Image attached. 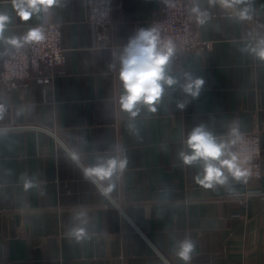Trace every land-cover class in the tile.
<instances>
[{
	"label": "crops",
	"instance_id": "crops-1",
	"mask_svg": "<svg viewBox=\"0 0 264 264\" xmlns=\"http://www.w3.org/2000/svg\"><path fill=\"white\" fill-rule=\"evenodd\" d=\"M196 3L208 12L196 28L214 46L183 54L172 71L202 78L199 97L180 110L175 101L183 94L166 96L155 112L142 108L130 130L118 103V65H110L136 30L151 27L159 0H114L112 49L94 45L86 0H60L27 21L13 0H0L10 17L4 36L59 22L68 56L48 87L0 83V264H184L174 241L185 238L195 244L190 264H264V197L241 203L238 196L264 192V178L209 188L177 157L203 123L217 136L233 124L241 133L259 130L264 158V60L248 51L264 37V0L237 6L250 8L247 19L210 0ZM12 49L0 42V66ZM62 144L85 163L123 150L128 163L108 196L67 160ZM79 212L88 223L87 236L77 240L68 233Z\"/></svg>",
	"mask_w": 264,
	"mask_h": 264
},
{
	"label": "clouds",
	"instance_id": "clouds-1",
	"mask_svg": "<svg viewBox=\"0 0 264 264\" xmlns=\"http://www.w3.org/2000/svg\"><path fill=\"white\" fill-rule=\"evenodd\" d=\"M168 2L171 3V0ZM210 3L233 10L240 19L249 18V7L237 8L238 5L246 4V0H210ZM59 4L60 0H13V8L24 21L41 13L49 14L53 6ZM191 12L201 24L208 19V12L202 10L198 3H194ZM9 22L8 13L0 12V42L6 45L20 48L46 38L43 27L30 28L21 37H6L4 32ZM248 51L264 60V37L257 39ZM176 56V45L171 40L164 39L157 27L136 30L115 54L116 63L110 65V68L115 70L118 65L121 85L118 103L120 110L130 118V130H135L134 121L142 108L155 112L166 96L175 92L182 93L183 99L175 101L180 110L199 97L204 80L189 72L174 74L172 64ZM61 146L67 160L81 171L84 179L102 196H108L112 192L115 182L128 163L126 154L119 147L98 154L94 162L85 163L81 153L75 148L63 144ZM251 152L238 125H230L226 134L217 136L202 123L187 134L177 157L183 165L197 169L194 179L198 184L211 188L217 185L227 186L232 180L246 181L250 174ZM25 184L26 187L32 186L27 180ZM75 220L78 223L69 230L68 235L77 240L85 238L88 223L86 213H77ZM174 250L184 264H190L195 244L188 238L176 240Z\"/></svg>",
	"mask_w": 264,
	"mask_h": 264
},
{
	"label": "built area",
	"instance_id": "built-area-1",
	"mask_svg": "<svg viewBox=\"0 0 264 264\" xmlns=\"http://www.w3.org/2000/svg\"><path fill=\"white\" fill-rule=\"evenodd\" d=\"M197 0H159V11L151 18L150 26L157 27L161 36L171 40L177 48L172 67L185 53L203 52L212 49L213 41L204 39L196 26L201 24L191 12ZM88 23L94 33V45L98 48L114 47L115 19L114 0H86ZM43 27L45 39L27 44L26 49H12L5 54L0 66V83L7 88H18L28 82L48 87L52 84L56 69L67 63V49L64 45L62 25L59 22L32 26ZM244 141L251 148L250 174L246 182H259L264 178V158L262 155L260 131L253 129L243 132ZM245 181V180H244ZM244 203L248 198L263 196L258 189H249L238 194Z\"/></svg>",
	"mask_w": 264,
	"mask_h": 264
}]
</instances>
